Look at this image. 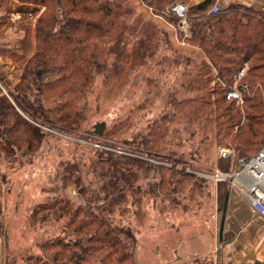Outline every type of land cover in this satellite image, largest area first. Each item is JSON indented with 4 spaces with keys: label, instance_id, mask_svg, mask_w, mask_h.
Returning a JSON list of instances; mask_svg holds the SVG:
<instances>
[{
    "label": "trees",
    "instance_id": "1",
    "mask_svg": "<svg viewBox=\"0 0 264 264\" xmlns=\"http://www.w3.org/2000/svg\"><path fill=\"white\" fill-rule=\"evenodd\" d=\"M189 1L140 0L176 28L181 19L171 8L187 3L190 52L176 49L165 29L130 23L128 0H0L6 13L0 40L13 13L21 16L17 32L24 33L0 46V56L23 66L12 88L0 71V186L8 183L7 170L36 159L47 136L100 142L98 147L76 143L83 151L75 153L80 160L62 161L47 176L46 199L29 209L27 224L32 230L57 229L60 223L63 228L37 251H24L23 264H137V237L123 222L126 217L144 218L146 197L168 199L174 211L186 209L182 201L199 204L208 187L185 169L155 166L144 157L161 160L163 153L176 156L172 150L186 148L194 160L208 162L213 141L233 150L218 161L220 169L231 172L264 147V19L237 7L223 11L213 3L191 6ZM38 6L46 10L33 28ZM147 63L157 76L180 75L185 94L161 96L165 83L149 77L147 84L161 90L149 89L134 99L104 134H96L90 128L93 111L99 112L118 84L131 81ZM245 63L247 74L239 84L243 102L238 103L227 95ZM161 97L167 98L163 112L130 140V128L142 125L139 113ZM184 155L167 158L186 164ZM68 188L76 198L68 196ZM228 188L219 185L222 206ZM3 195L0 187V231Z\"/></svg>",
    "mask_w": 264,
    "mask_h": 264
},
{
    "label": "rangeland",
    "instance_id": "2",
    "mask_svg": "<svg viewBox=\"0 0 264 264\" xmlns=\"http://www.w3.org/2000/svg\"><path fill=\"white\" fill-rule=\"evenodd\" d=\"M128 1V8L132 10L129 15L130 23L134 24L136 21L137 24V22L140 21L141 25L150 24L151 26L165 29L170 32L171 41L174 43L176 49L181 51H192L191 49L193 48L189 46L186 40L191 36L189 24L188 32H184L179 26L176 28L171 24L165 16L156 14L153 10L145 8L140 0ZM184 4L187 5V3ZM45 10V6H38V12L35 17H33V28H35L37 19ZM3 15H6L5 11L0 10V20ZM20 20L21 16L17 13H13L10 17L8 16L6 18V25L1 28V31L9 29L10 34L16 32ZM181 31L184 34L182 38L180 36ZM23 34L24 33L21 32V38ZM14 38H9V41H11L9 43H14L19 39L16 37ZM3 43L6 42L0 40V46H2ZM5 61H7V59H5ZM8 63L11 68L2 67L0 65V71L7 76L10 87L12 88L17 82L16 77L18 78L23 73V66L19 69L17 66L18 64L15 66L10 60H8ZM156 74V72L152 71L151 65L147 63L144 68H140L133 75L131 81L124 80V86L120 82L99 112L93 111L90 128L95 130V124H97V122H103L105 123V133V131L114 124L115 119L120 115H124L125 112L133 107L132 104L134 99L143 98L142 96H144L149 89H153L154 93H157L160 87L157 86L153 88L151 85H148L147 79L149 77H155V81L159 82L161 86L162 82L165 83V90L161 93V96H168L171 92L176 93L178 90L181 91V95L185 94V91L181 89V82H179V79L181 80L180 75L169 77V73H163L159 76ZM170 80L171 82H169ZM167 84L169 86H167ZM166 101L167 98L161 97L155 101V104L151 106L149 110L146 109L142 113H139V120L142 121V125L130 128V140L140 132H145L148 123L163 112ZM92 104L93 107L96 106L95 102H92ZM141 114L143 117H141ZM95 133L97 134L96 130ZM198 140L199 139L196 138V142H198ZM76 143L84 145L90 144L98 147L100 142L94 140L86 141L84 139L56 133L54 136H47L45 138L44 145L35 160L32 162L23 161L22 167L18 170H7L8 183L0 186L4 190L2 199V206L4 209L2 216L3 230L8 237L4 264H23L24 251H37L39 243L57 235L60 229L63 228L62 223H60L57 229L32 230L27 224V218L29 209L35 207L39 203H43L46 199V194L43 193V187L46 184L47 176L55 172L54 167L62 161H71L73 163L74 161L80 160V156L75 155V153L80 154L83 151L76 147L78 146ZM211 145H213V147L209 150L211 156H209L210 160L208 162L206 160L207 158L200 161H198V159L194 160L192 158V153L188 152L186 148L181 151L172 150L171 154L176 153V156L170 155L169 153H163L161 156L158 155L162 157L161 160L158 157H144L150 160L148 161L150 164L155 166L162 165L168 168H175L176 170L185 169L188 173H192L196 177L205 180L208 187L204 190V198L201 199L199 204L196 201H182V206H184V203L189 206L186 209L181 207L174 211L171 210L172 205L170 206L169 204L170 200L167 199L165 202V200L161 201L156 197H146L143 201L144 218H137L135 215L126 217V220L123 222L130 225L137 237V264H171L175 259V250L178 249L181 250L182 254H188V256L185 254V261L183 262L189 263L190 260H192V258H188L193 246L189 242L191 238H196V240L200 242L199 245L202 244V250L205 252L204 255L200 256V260H198L197 264H219V259L215 257L217 252L215 250V239L217 240L218 236V228H216L215 219L220 218L218 211H222L221 209L223 206L220 203H216L214 198L216 183L207 176L213 174L216 170L223 171L218 167L219 159L217 150L219 147L224 146H217V143L213 141ZM183 152L185 155L181 159L186 161V164H178L173 162L171 158H167H179L178 156ZM198 167H202L203 169H199ZM157 179L156 181H158ZM149 181L153 183L155 178H151ZM230 182L231 181H227L222 184L228 185L229 187L231 184ZM148 183L147 181V187H149ZM208 193H211L209 197ZM68 196L76 198V191H74L73 188H68ZM174 198H177V195H175ZM216 207H218L217 216ZM194 244L199 247L196 241ZM198 257L199 256H197V258Z\"/></svg>",
    "mask_w": 264,
    "mask_h": 264
},
{
    "label": "crops",
    "instance_id": "3",
    "mask_svg": "<svg viewBox=\"0 0 264 264\" xmlns=\"http://www.w3.org/2000/svg\"><path fill=\"white\" fill-rule=\"evenodd\" d=\"M206 3H213L219 10H227L230 7H237L243 11L250 12V15H257L264 19V0H190L189 5H205ZM11 29V28H10ZM21 38V33L13 32L10 34L9 29L5 31L3 41L9 43V38ZM15 39V38H14ZM18 40V39H17ZM7 59V61H5ZM14 63L9 57L3 58L0 56V65L2 67L11 68L8 63ZM6 62V63H5ZM15 64V63H14ZM246 74L248 70V63L244 66ZM242 67V68H243ZM245 74V75H246ZM230 186L226 193L225 204L222 211H218L220 218L215 219L216 228H218L217 240L215 239L216 259H219V264H264V219L254 215L249 206V199L243 189L239 188L234 181L230 182ZM216 184L214 198L217 202L219 197V185ZM226 207V212L224 213ZM216 216L218 207H216ZM225 218L223 220V215ZM209 223V222H207ZM221 237V241H220ZM6 233L0 231V264H4V255L7 251ZM199 241L196 238L189 239L192 244V250L188 258H192L189 263H184L185 254L181 250H175V259L171 264H197L200 256L205 252L202 250V244L196 246L194 243ZM197 256H199L197 258ZM7 260V259H6Z\"/></svg>",
    "mask_w": 264,
    "mask_h": 264
},
{
    "label": "built area",
    "instance_id": "4",
    "mask_svg": "<svg viewBox=\"0 0 264 264\" xmlns=\"http://www.w3.org/2000/svg\"><path fill=\"white\" fill-rule=\"evenodd\" d=\"M188 5L177 3L171 8L174 16L180 18L179 28L188 32ZM246 74L245 67L241 68L236 75V83L234 88L228 93V99H236L238 102H243L244 90L239 84ZM233 154V150L229 147H219L217 150L218 159L228 158ZM206 176V175H205ZM208 178L216 184L227 181H234L239 188L243 189L249 199L251 212L264 219V147L255 155L241 159L237 169L231 172H223L216 170L213 174L208 175Z\"/></svg>",
    "mask_w": 264,
    "mask_h": 264
},
{
    "label": "water",
    "instance_id": "5",
    "mask_svg": "<svg viewBox=\"0 0 264 264\" xmlns=\"http://www.w3.org/2000/svg\"><path fill=\"white\" fill-rule=\"evenodd\" d=\"M97 134L99 135H102L104 133V130H105V123L101 122V123H97L95 124L94 126ZM226 212V207H225V210H224V213ZM225 218V214L223 215V220Z\"/></svg>",
    "mask_w": 264,
    "mask_h": 264
}]
</instances>
